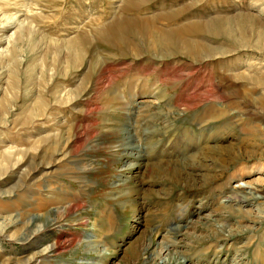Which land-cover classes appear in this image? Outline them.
I'll list each match as a JSON object with an SVG mask.
<instances>
[{"label":"rangeland","instance_id":"374dc122","mask_svg":"<svg viewBox=\"0 0 264 264\" xmlns=\"http://www.w3.org/2000/svg\"><path fill=\"white\" fill-rule=\"evenodd\" d=\"M127 1L0 0V264H162L167 245L171 264H264V48L197 34V59L118 52L96 33ZM165 7L264 24V0L140 15Z\"/></svg>","mask_w":264,"mask_h":264},{"label":"bare ground","instance_id":"6f19581e","mask_svg":"<svg viewBox=\"0 0 264 264\" xmlns=\"http://www.w3.org/2000/svg\"><path fill=\"white\" fill-rule=\"evenodd\" d=\"M150 1L152 0H128L127 5L125 6L124 15H121L119 19H117L111 26L107 27L105 30L97 31L96 35L99 40L106 42L108 45L116 48L118 52L121 53H132V55L137 57L152 54L153 58L165 60L169 57L174 58L173 55L179 54L186 56L189 55V57L192 59H197L199 56H201L205 48H202L200 44L192 40V37H196L197 34H201L202 36H204L202 37L203 39L212 37V35L218 37L220 35H226L227 38L233 40L230 41L229 46L236 47L238 48V50L243 49V47H247L241 45L245 42H250V46L255 49L264 48V24L259 22L254 14L247 13L241 15L239 21L235 22V24L230 23L229 18H215L207 21H195L186 23L189 19H186L185 17V9H181L178 12L174 13L172 10L168 12L167 8L165 7L160 8L163 11L161 13L159 12L153 17L150 16V19L149 17L140 15L142 14L141 10L143 9V7L146 6ZM170 9H172V7ZM161 25L164 27H161ZM235 26L237 27L239 32L236 30ZM19 34L24 36V34L26 33L21 32ZM130 36H138L139 45L136 46V44L134 43V47L129 48V46L132 45L130 41H136ZM90 43V39L82 36L79 40L77 39L65 42L63 49L64 51L73 54ZM121 46H124L126 48L120 51ZM73 60L75 59L73 58ZM73 64L74 61H70V66L73 67ZM236 77V79L238 80L242 76L238 77L237 75ZM71 94L74 93H70V95ZM34 115L35 114H32L33 117ZM206 183L209 184L210 181ZM234 194L235 193H233L230 198H233L232 200H234L235 202H245L244 200H247L246 202H248L251 199L256 200L258 198L254 196L248 197L246 195H239L240 193L234 197ZM69 210H74V207L69 206ZM52 212L49 211L47 216H49ZM54 223L55 220L53 218H50L47 219V221H44L43 226L36 224V228H34L32 231L29 230V233L24 235V239L30 240L29 238H31L33 235L35 237L38 236L41 229L46 224H49L50 227H53ZM182 229L183 227L181 226L176 228V230L180 231ZM231 232L232 231H229L228 235V237L230 238L233 236ZM57 245L60 246L61 244ZM166 245L167 244H165V246ZM143 246H145V243L143 244ZM167 246L165 247L166 251L164 253L165 256L163 258L164 261L162 262V264H171V260L168 257L172 256L173 250L168 252ZM54 248L55 247H53V249ZM146 250L147 249H145V251ZM160 260H162V258H160ZM32 261L33 260L28 263L32 264ZM182 263L190 264L181 262V260L177 262V264Z\"/></svg>","mask_w":264,"mask_h":264}]
</instances>
